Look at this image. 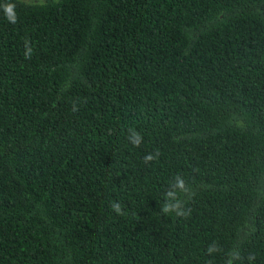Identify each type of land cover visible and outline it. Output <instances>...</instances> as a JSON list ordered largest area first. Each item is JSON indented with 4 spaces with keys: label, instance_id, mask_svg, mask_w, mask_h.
<instances>
[{
    "label": "trees",
    "instance_id": "obj_1",
    "mask_svg": "<svg viewBox=\"0 0 264 264\" xmlns=\"http://www.w3.org/2000/svg\"><path fill=\"white\" fill-rule=\"evenodd\" d=\"M229 260L264 264V0H0V264Z\"/></svg>",
    "mask_w": 264,
    "mask_h": 264
},
{
    "label": "clouds",
    "instance_id": "obj_2",
    "mask_svg": "<svg viewBox=\"0 0 264 264\" xmlns=\"http://www.w3.org/2000/svg\"><path fill=\"white\" fill-rule=\"evenodd\" d=\"M3 11L5 18L9 23L15 24L17 23V15L15 12V6L12 3H7L3 6ZM25 57L30 58L32 54V47L30 45V42L25 41ZM130 133V142L136 146L139 147L141 143L143 142L142 135L135 131L134 129H129ZM159 153H153V154H147L144 156V162L148 163L150 161H153L158 157ZM187 195L188 198H191L192 195V189L191 186L186 182V180L180 176L177 175L174 178V181L171 183L170 188L166 192V202L161 206V212L164 215H175L177 217H187L189 215L188 209L185 208L186 201L183 199V197ZM112 210L119 214L123 215L122 206L118 202H112L111 203ZM210 251H213L214 249L210 246ZM249 260H254V256H250ZM228 264H232L231 260L228 261Z\"/></svg>",
    "mask_w": 264,
    "mask_h": 264
}]
</instances>
